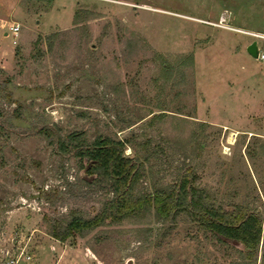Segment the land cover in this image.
Instances as JSON below:
<instances>
[{
	"label": "rangeland",
	"instance_id": "rangeland-1",
	"mask_svg": "<svg viewBox=\"0 0 264 264\" xmlns=\"http://www.w3.org/2000/svg\"><path fill=\"white\" fill-rule=\"evenodd\" d=\"M238 30L264 36V0H0V264H264V38ZM72 132L124 141L134 196L185 175L258 216L254 255L153 209L53 238L112 197Z\"/></svg>",
	"mask_w": 264,
	"mask_h": 264
},
{
	"label": "trees",
	"instance_id": "trees-1",
	"mask_svg": "<svg viewBox=\"0 0 264 264\" xmlns=\"http://www.w3.org/2000/svg\"><path fill=\"white\" fill-rule=\"evenodd\" d=\"M72 143L75 155L79 159H85L81 166L84 175L103 177L108 182L112 197L93 218L73 216L64 225L53 227L50 233L53 238L63 241L105 220L117 223L138 215L143 210L153 209L155 214L163 219L178 212H185L218 238L242 244L248 258L254 255L261 233V219L258 216L240 206L231 211L214 206L207 201L206 192L192 185L185 175L171 188L155 189L151 193L134 196L132 187L137 180L138 169L132 158L123 155V140L97 136L85 144L80 142L78 133L72 132L67 135L66 141L58 140L57 146L61 151H66Z\"/></svg>",
	"mask_w": 264,
	"mask_h": 264
},
{
	"label": "built area",
	"instance_id": "built-area-1",
	"mask_svg": "<svg viewBox=\"0 0 264 264\" xmlns=\"http://www.w3.org/2000/svg\"><path fill=\"white\" fill-rule=\"evenodd\" d=\"M225 19H226V14L223 12V13L220 14V17H219V23L224 22ZM18 28H19L18 25L15 24V25L10 26V27H9V30H10L13 34H16L17 31H18ZM236 31H237V30H236ZM238 31L243 32V33H246V34H248V35H251V36H253V37H255V38H264V36H263L262 34H257V33H252V32H247V31H243V30H238ZM257 58H258L259 60H263V59H264V53H260V52H258ZM15 262H16V261H15L14 259L9 258V259H7V261H6L4 264H15Z\"/></svg>",
	"mask_w": 264,
	"mask_h": 264
},
{
	"label": "water",
	"instance_id": "water-1",
	"mask_svg": "<svg viewBox=\"0 0 264 264\" xmlns=\"http://www.w3.org/2000/svg\"><path fill=\"white\" fill-rule=\"evenodd\" d=\"M246 52L247 54L256 59L257 55H258V49H257V45H256V41L253 40L251 41L247 46H246Z\"/></svg>",
	"mask_w": 264,
	"mask_h": 264
},
{
	"label": "bare ground",
	"instance_id": "bare-ground-1",
	"mask_svg": "<svg viewBox=\"0 0 264 264\" xmlns=\"http://www.w3.org/2000/svg\"><path fill=\"white\" fill-rule=\"evenodd\" d=\"M233 140V133L230 134L229 142L231 143Z\"/></svg>",
	"mask_w": 264,
	"mask_h": 264
}]
</instances>
